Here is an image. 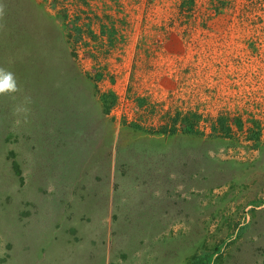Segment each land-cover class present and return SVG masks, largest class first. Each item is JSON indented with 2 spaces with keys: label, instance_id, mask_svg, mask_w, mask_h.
<instances>
[{
  "label": "rangeland",
  "instance_id": "rangeland-1",
  "mask_svg": "<svg viewBox=\"0 0 264 264\" xmlns=\"http://www.w3.org/2000/svg\"><path fill=\"white\" fill-rule=\"evenodd\" d=\"M0 4V264H264V0Z\"/></svg>",
  "mask_w": 264,
  "mask_h": 264
},
{
  "label": "clouds",
  "instance_id": "clouds-1",
  "mask_svg": "<svg viewBox=\"0 0 264 264\" xmlns=\"http://www.w3.org/2000/svg\"><path fill=\"white\" fill-rule=\"evenodd\" d=\"M4 14V5L0 4V16ZM20 91V86L18 84L16 75L10 69L0 66V96L15 94ZM26 107H16L14 109V114L21 112H27ZM16 123H20L19 120Z\"/></svg>",
  "mask_w": 264,
  "mask_h": 264
},
{
  "label": "trees",
  "instance_id": "trees-1",
  "mask_svg": "<svg viewBox=\"0 0 264 264\" xmlns=\"http://www.w3.org/2000/svg\"><path fill=\"white\" fill-rule=\"evenodd\" d=\"M24 22H25V21L23 20V24H24Z\"/></svg>",
  "mask_w": 264,
  "mask_h": 264
}]
</instances>
